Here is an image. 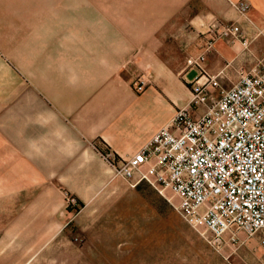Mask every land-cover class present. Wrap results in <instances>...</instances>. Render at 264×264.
<instances>
[{"label": "crops", "instance_id": "0c3cea01", "mask_svg": "<svg viewBox=\"0 0 264 264\" xmlns=\"http://www.w3.org/2000/svg\"><path fill=\"white\" fill-rule=\"evenodd\" d=\"M238 1H36L30 37L13 55L0 48V264H30L97 198L146 182L121 176L103 151L134 156L189 106L200 69L188 59L205 53L217 97L264 64V0H243L247 12ZM214 21L238 24L248 45L227 36L206 50ZM70 196L84 207L68 210Z\"/></svg>", "mask_w": 264, "mask_h": 264}, {"label": "built area", "instance_id": "2783aa9c", "mask_svg": "<svg viewBox=\"0 0 264 264\" xmlns=\"http://www.w3.org/2000/svg\"><path fill=\"white\" fill-rule=\"evenodd\" d=\"M236 7L247 12L250 4L240 0ZM204 34L206 50L220 37L249 42L236 23L214 21ZM204 60L205 53L188 59L200 74L192 82L189 106L176 111L170 126L132 157L120 158L110 149L103 156L124 178L138 174V184L149 182L162 194L172 191L180 214L211 232L212 243L221 247L242 242L241 233L259 234L264 247V64L242 72L217 97L211 88L220 87L218 75L204 71ZM147 83L141 74L133 86L142 92ZM201 105L205 110L194 116Z\"/></svg>", "mask_w": 264, "mask_h": 264}, {"label": "rangeland", "instance_id": "374dc122", "mask_svg": "<svg viewBox=\"0 0 264 264\" xmlns=\"http://www.w3.org/2000/svg\"><path fill=\"white\" fill-rule=\"evenodd\" d=\"M36 1L0 0V48L3 45L9 56L18 40L30 37ZM38 1L40 8L52 0ZM95 1L86 0L88 5ZM102 1L126 6L129 0ZM165 192L167 197L149 182L120 183L115 192L85 208L30 264H264L259 234L220 247L212 243L211 232L189 224L177 208L179 198ZM68 202L75 205L77 199L70 196ZM83 207L79 204L75 210Z\"/></svg>", "mask_w": 264, "mask_h": 264}, {"label": "trees", "instance_id": "16d2710c", "mask_svg": "<svg viewBox=\"0 0 264 264\" xmlns=\"http://www.w3.org/2000/svg\"><path fill=\"white\" fill-rule=\"evenodd\" d=\"M80 204H82V203L80 202ZM74 208L76 209L77 206H73V205H71V204L68 206V210H72V209H74Z\"/></svg>", "mask_w": 264, "mask_h": 264}]
</instances>
